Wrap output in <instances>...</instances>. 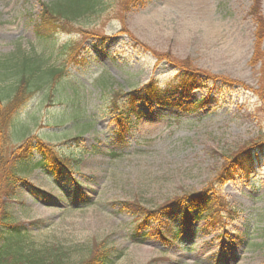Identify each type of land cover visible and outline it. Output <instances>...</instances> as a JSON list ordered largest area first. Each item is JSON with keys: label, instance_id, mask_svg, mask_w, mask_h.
<instances>
[{"label": "rangeland", "instance_id": "rangeland-1", "mask_svg": "<svg viewBox=\"0 0 264 264\" xmlns=\"http://www.w3.org/2000/svg\"><path fill=\"white\" fill-rule=\"evenodd\" d=\"M57 1L0 0L5 104L24 58L39 67L32 95L1 130L4 155L16 156L37 136L80 161L70 181L56 182L34 167L41 157L33 149L25 182L2 198L9 221L24 227L26 252L47 261L64 254V264H79L102 244L112 264H264V159L252 177L217 189L242 214L209 235L176 243L147 238L122 204L139 200L155 209L199 192L214 182L224 157L252 142L264 145V39L255 53L264 0H140L127 12L121 0H104L103 10L72 21L69 32L40 30L43 4ZM187 60L219 82L208 103L191 112L140 105L141 116H132L125 140H117L113 92L164 84L175 63ZM207 96L195 91L189 104Z\"/></svg>", "mask_w": 264, "mask_h": 264}, {"label": "trees", "instance_id": "trees-1", "mask_svg": "<svg viewBox=\"0 0 264 264\" xmlns=\"http://www.w3.org/2000/svg\"><path fill=\"white\" fill-rule=\"evenodd\" d=\"M103 2L104 0H60L54 4H43L39 28L50 33L59 29L69 32L72 21L84 16L92 17L98 11L103 10ZM138 2L140 0H121L123 11H129ZM88 3V7L85 8L84 6ZM258 24L256 55L264 39V19L258 18ZM24 59L25 62L20 70L22 78L12 88L13 94L8 104L3 102L0 89V135L1 130L4 131V128L11 123L14 114L25 99L33 93L30 87L39 67L36 65L32 67L34 63L31 58L25 57ZM175 64V75L164 84L151 80L144 86L126 94L121 90L113 92L110 109L117 123V140H125L131 117L141 116L140 105L148 108H178L184 112H191L208 103V98L214 95L216 84L219 83L215 82L217 79L207 73L197 71L190 66L188 60ZM228 85L232 87L231 84ZM201 89H206L208 96L195 105L189 104L192 94ZM54 128L61 129L62 127L54 126ZM34 138L37 137H27L16 156L11 155L9 158L4 155L3 140H0V202L3 197L15 193L17 182H25L21 173L29 172L33 168L31 166L33 149L41 157L34 167L45 170L56 182L61 178L70 181V176L77 173L76 169L80 161L75 155L63 154L55 146L39 138H37V144H34ZM79 140L80 137L72 141L78 143ZM116 157L113 155L112 160ZM263 159L264 145L252 142L242 147L235 155L224 157L221 171L216 175L214 182L199 192L184 193L155 209L146 208L139 200L125 201L122 204L136 215V222L140 221L136 226L138 230H148L145 234L147 238L176 243L185 239L183 236L197 232L209 235L227 223L240 221L242 214L241 211L230 206L217 189L224 184L236 181L238 177H252L256 173L254 163L261 162ZM9 219L5 203H0V264H64V254H57L53 260L47 261V257L39 256L37 251L27 253L25 234L22 232L23 225H14ZM111 252L112 250L105 245L96 244L89 256L79 264H112Z\"/></svg>", "mask_w": 264, "mask_h": 264}]
</instances>
